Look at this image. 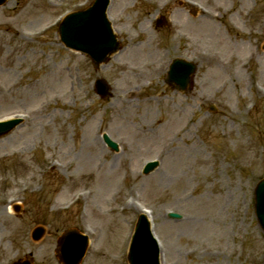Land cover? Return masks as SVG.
I'll return each instance as SVG.
<instances>
[{
  "label": "rangeland",
  "instance_id": "rangeland-1",
  "mask_svg": "<svg viewBox=\"0 0 264 264\" xmlns=\"http://www.w3.org/2000/svg\"><path fill=\"white\" fill-rule=\"evenodd\" d=\"M92 2L0 6L21 31L0 32V120L24 117L0 138V264H60L56 242L71 229L90 240L82 264H127L139 207L151 212L160 264H263L253 191L264 178V0H111L121 50L97 69L57 35L62 16ZM177 58L197 65L185 94L164 82ZM96 78L113 90L106 101Z\"/></svg>",
  "mask_w": 264,
  "mask_h": 264
},
{
  "label": "water",
  "instance_id": "water-1",
  "mask_svg": "<svg viewBox=\"0 0 264 264\" xmlns=\"http://www.w3.org/2000/svg\"><path fill=\"white\" fill-rule=\"evenodd\" d=\"M4 0H0L2 4ZM108 0H96L94 7L87 12L78 13L67 17L59 28V35L68 47L83 51L91 55L96 64L105 60V56L118 48L115 38L111 34L109 24L105 21V9ZM194 65L175 61L169 72L168 82H174L180 89L190 83L191 75L194 73ZM108 86L103 81L96 82V92L102 98H107ZM14 125L0 127V135L9 132ZM108 146L116 150L115 144L104 138ZM155 164H149L144 173H148ZM255 212L257 220L264 231V180L260 181L255 188ZM73 233H66L65 237H71ZM42 231L37 229L33 233L34 239H39ZM75 236V235H74ZM67 239L62 238L60 245H66ZM85 246L79 249L76 260L79 261L83 255ZM158 248L149 231L146 220L140 216L136 225L135 234L130 244L128 261L130 264H158Z\"/></svg>",
  "mask_w": 264,
  "mask_h": 264
},
{
  "label": "bare ground",
  "instance_id": "bare-ground-1",
  "mask_svg": "<svg viewBox=\"0 0 264 264\" xmlns=\"http://www.w3.org/2000/svg\"><path fill=\"white\" fill-rule=\"evenodd\" d=\"M22 10L23 11H26V8L22 7L20 11H22ZM227 12H222L223 17L225 16V14ZM19 17L20 16H18L17 14H13V15L11 14L9 16H6L5 18L0 19V32L1 33H4V34L7 33V34L13 35L15 37H19V32H21V31L18 30L16 28V26H15V23H16V21H17V19ZM231 17H233V16H231ZM203 18L204 19H207L209 22L213 23V22H215L214 20H217L218 17H216L214 15V12L213 13L212 12L211 13L205 12L203 14ZM221 18H222V16H221ZM231 24L234 25V26H236V23H234V21H231ZM219 40L222 43H224L223 40H221V39H219ZM211 61H212V59H211ZM216 61H217V59H216ZM159 122L162 123L163 125H166L167 124L166 119H164L163 122H161V120H159ZM183 132H184V129H183V127H181L179 129V131L177 132V135L179 136ZM61 202H59V203H61ZM139 211H143V209L141 208ZM146 214L148 215V217H151V213L149 211H147Z\"/></svg>",
  "mask_w": 264,
  "mask_h": 264
}]
</instances>
